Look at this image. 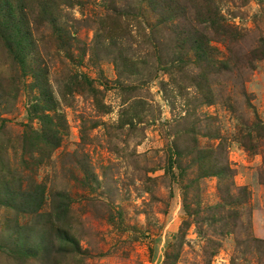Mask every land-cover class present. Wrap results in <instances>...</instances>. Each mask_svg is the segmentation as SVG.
<instances>
[{
	"label": "rangeland",
	"instance_id": "1",
	"mask_svg": "<svg viewBox=\"0 0 264 264\" xmlns=\"http://www.w3.org/2000/svg\"><path fill=\"white\" fill-rule=\"evenodd\" d=\"M79 1L52 9L63 32L35 8L23 65L0 39V264H264V0H176L169 28L145 2ZM63 200L76 246L48 261Z\"/></svg>",
	"mask_w": 264,
	"mask_h": 264
},
{
	"label": "trees",
	"instance_id": "2",
	"mask_svg": "<svg viewBox=\"0 0 264 264\" xmlns=\"http://www.w3.org/2000/svg\"><path fill=\"white\" fill-rule=\"evenodd\" d=\"M58 1L59 0H0V39L3 40L7 49L14 56V58L18 60L19 64L21 63L23 65L25 59L30 55V53H32L31 49L33 48V46H35V42L32 40L33 34L30 29L31 25L29 21L30 16L36 15L35 8H38L37 12H39V24H48L50 26L56 27V30L63 32V28L57 25L58 19L56 12L55 10H52L55 5H57ZM61 1H63V5L68 8H72L76 5H82V3L80 4L79 0ZM105 2L107 3L106 8L113 11L119 17L126 18V16H130L133 11V9L131 8L129 11L119 8L116 1L114 0H105ZM135 2H145L151 8L160 11V24L165 25L164 27L166 28H169L168 26L171 22H176L178 20L181 21L180 19L185 18L187 15L188 8L176 0H129L126 5L131 6V4ZM197 2L208 4L212 3L211 0H195L194 3ZM204 17H206V14L204 12H197L193 17V22L196 25V20L204 21ZM210 22L213 23L212 20H210ZM196 27L197 26H187V28L174 27L173 31L177 37L183 34L189 41H194L193 43L196 45L194 49L198 51V60L209 66L208 63H210V61L213 63V61L208 55V49L199 46V43L201 44V42H205L206 36L199 28ZM35 80H38V78H36ZM40 89L45 95L46 101L48 102V108L53 109L54 105H52V97L44 89V86H41ZM35 109H37V107L34 108V112L36 111ZM40 119H42L43 130H48V132H50L52 128L50 126L51 123L49 121V117L43 115ZM27 129L28 128H26L25 136L30 131V129ZM50 143H52V146L57 145L55 138ZM31 144L33 143L29 142L28 145ZM226 171H228V169L224 168V175ZM5 187L8 191L9 187ZM14 196L16 195L14 194ZM6 201L7 203H9L10 207L15 210H19L20 204L19 202H17L16 198L12 197L11 199ZM66 206L68 205L65 200H63V202H60L54 210V212L57 211L55 213L56 216L51 215L45 227H41L39 231L41 240L38 242V246L36 247L37 249L46 252L45 259L48 261L50 260L49 258L51 256V253L54 255L64 254L71 251V248L76 246L74 239H71L69 234L60 226L64 222L63 212H61L60 210L63 209L65 211ZM13 251L21 257L36 255L35 252L30 251V249H28V247L26 248L21 242L14 245Z\"/></svg>",
	"mask_w": 264,
	"mask_h": 264
}]
</instances>
